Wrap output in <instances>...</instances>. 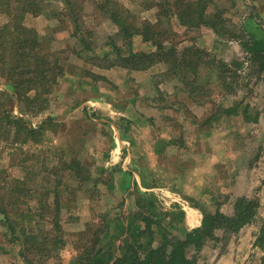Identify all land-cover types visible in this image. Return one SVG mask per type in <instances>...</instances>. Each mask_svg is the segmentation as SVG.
Returning <instances> with one entry per match:
<instances>
[{
    "label": "rangeland",
    "instance_id": "374dc122",
    "mask_svg": "<svg viewBox=\"0 0 264 264\" xmlns=\"http://www.w3.org/2000/svg\"><path fill=\"white\" fill-rule=\"evenodd\" d=\"M101 1L84 0L82 15L85 37L94 49L91 53L102 58L110 49L107 43L117 27L98 11L97 3ZM118 1L139 17L155 20V0ZM217 3L226 10L233 31L240 32L248 18L264 27V0ZM45 7L41 15L28 14L25 24L50 41L48 51L52 48L60 52L66 73L50 95L49 106L38 113L12 99H0L6 106L0 107V112L3 108L13 111L35 129L49 118L55 125L38 140L17 136L15 128L0 129V172L20 178L27 165L39 174V184L46 175L53 184L57 180L53 171L63 169L58 178L64 175L62 225L66 244L47 264H72L81 251L79 232L88 223L100 226L106 216L128 217L136 211L135 182L142 191L155 195L152 200L157 213L175 205L181 207L186 212L187 227L199 226L203 217L199 208L192 209V204H205L214 210L215 198L226 212L238 195L258 196L261 206L256 227L248 235L252 238L254 230L264 224V78L258 80L259 73L248 61L238 38L221 37L207 26L187 29L175 20V33L168 40L179 52L199 47L205 52L202 59L210 61L211 66L212 61L223 60L233 69L225 85L217 70L203 67L201 75H206L200 84L205 88L195 90L191 96L182 72L172 73L160 61L144 71L94 64L105 60L89 59L71 36L68 19L53 17L61 12L63 4L46 0ZM8 20L0 9V24ZM134 45L137 50H153L140 36L134 38ZM235 61L242 62V66L237 67ZM7 92L11 87L0 76V98ZM247 104L257 122L245 120L243 107ZM224 107L231 113L236 109L238 114L221 115L220 121L204 124L205 118ZM28 154L38 158L26 162ZM73 159L87 167L91 176L88 181L81 182L75 170H65V164ZM118 165L132 176L119 172ZM46 167L52 171L50 175ZM109 175L113 176L111 189L104 182L96 183V177ZM221 235L222 241L227 239V233ZM2 240L5 248L0 251V264H25L17 254L19 247ZM90 241L92 238L85 245ZM249 245L248 241L243 243L244 252H250V258L260 264L264 251L249 249ZM232 254L221 241L210 242L200 254V264H210L213 257L215 264H229L244 257L243 252L236 259Z\"/></svg>",
    "mask_w": 264,
    "mask_h": 264
},
{
    "label": "trees",
    "instance_id": "16d2710c",
    "mask_svg": "<svg viewBox=\"0 0 264 264\" xmlns=\"http://www.w3.org/2000/svg\"><path fill=\"white\" fill-rule=\"evenodd\" d=\"M53 1L63 4L61 12H55L53 17L59 16L61 21L65 17L68 19L72 24L71 36L79 41L88 58L105 60L94 63L101 67L119 66L132 71H144L160 61L172 73L182 72L180 74L185 76L184 82L189 87L191 96H194L195 90L205 88L200 84L201 77L206 75H201L203 67L217 70L223 84L228 85V76L233 69L227 62L212 61L211 66L210 61L202 59L204 49L191 46L179 52L175 44L168 40L175 33L173 24L176 20L177 25L187 29L207 26L221 37L238 38L248 54V61L255 65L256 72L259 73L258 80L264 78V27L254 18H248L242 24L240 32L233 31L228 24L226 10L217 0H155L152 6L156 7L154 21L139 17L118 0H102L97 3L98 11L117 27V32L109 37L107 43L110 49L102 58L91 53L94 49L85 37L82 15L84 0ZM45 3L46 0H0L1 11L9 16L6 23L0 24V76L11 87V92L5 93L0 99H12L34 113L49 106L50 95L66 73L60 52L52 48L48 51L50 41L35 27L25 24L28 14L37 16L44 12ZM147 8H151V5ZM136 36L150 44L153 50H137L134 45ZM235 65L240 67L242 62L235 61ZM188 71L191 74L189 76ZM239 105L235 104V107ZM0 107H6L2 100ZM243 108L245 120L257 122L250 105ZM222 109L205 118L204 124L211 125L213 121H220L221 115L238 114L236 109L233 113L227 107ZM53 125V119L49 118L35 129L13 111L3 108L0 112V129L15 128L16 135L25 140H38ZM37 158L35 154H28L25 161ZM44 170L49 175L52 172L48 167ZM61 170L63 169L58 167L53 171L57 176L53 184L48 175L41 177L39 184V174L27 165L23 166L24 174L20 178L0 172V226H3L0 229V251L5 248L2 243L4 239V243L6 240L12 246L19 247L17 254L25 264H47V260L64 248V175L58 178ZM65 170H75L81 182L91 178L87 174V167L78 159L68 161ZM117 170L132 176L130 171H125L119 165ZM95 181L97 184L104 182L110 189L113 186L112 175L103 179L96 177ZM135 184L138 209L128 217L118 214L115 217L106 216L100 226L88 223L79 232L78 241L81 245L78 247L81 251L72 264H200L203 249L210 242L216 241H221L225 249L233 253V259L244 253L241 260H230L229 264H257L255 259L250 258V252H244L242 245L248 241L249 249L258 247L264 251V224L254 230L252 238H248L249 231L256 227L261 206L258 196L238 195L227 213L222 210L223 203L215 198L214 210L205 204H192L201 210L203 217L199 226L187 227L186 212L181 207L175 205L157 213L152 200L156 198L155 195L142 191L137 182ZM262 184L264 185V179ZM125 218H128L127 221ZM223 232L227 233V239L222 241ZM90 238L92 241L85 245ZM215 263L213 257L210 264ZM259 263L264 264V257Z\"/></svg>",
    "mask_w": 264,
    "mask_h": 264
},
{
    "label": "crops",
    "instance_id": "0c3cea01",
    "mask_svg": "<svg viewBox=\"0 0 264 264\" xmlns=\"http://www.w3.org/2000/svg\"><path fill=\"white\" fill-rule=\"evenodd\" d=\"M192 209L196 210L197 208L196 207H192Z\"/></svg>",
    "mask_w": 264,
    "mask_h": 264
},
{
    "label": "flooded vegetation",
    "instance_id": "af4514ba",
    "mask_svg": "<svg viewBox=\"0 0 264 264\" xmlns=\"http://www.w3.org/2000/svg\"><path fill=\"white\" fill-rule=\"evenodd\" d=\"M200 224H201V223H200ZM200 224H199V225H200ZM196 227H197V226H196Z\"/></svg>",
    "mask_w": 264,
    "mask_h": 264
}]
</instances>
